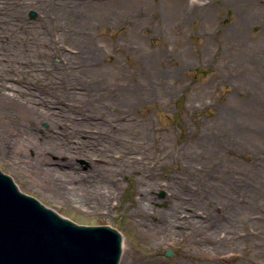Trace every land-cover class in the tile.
Masks as SVG:
<instances>
[{"label":"rangeland","instance_id":"374dc122","mask_svg":"<svg viewBox=\"0 0 264 264\" xmlns=\"http://www.w3.org/2000/svg\"><path fill=\"white\" fill-rule=\"evenodd\" d=\"M64 1L0 0L1 170L117 228L120 264H264V0ZM46 149L76 200L35 175Z\"/></svg>","mask_w":264,"mask_h":264},{"label":"water","instance_id":"95a60500","mask_svg":"<svg viewBox=\"0 0 264 264\" xmlns=\"http://www.w3.org/2000/svg\"><path fill=\"white\" fill-rule=\"evenodd\" d=\"M3 172L0 170V264L120 263L123 237L117 228L62 217L32 193L20 191L9 173ZM171 254L170 250L165 253Z\"/></svg>","mask_w":264,"mask_h":264},{"label":"bare ground","instance_id":"6f19581e","mask_svg":"<svg viewBox=\"0 0 264 264\" xmlns=\"http://www.w3.org/2000/svg\"><path fill=\"white\" fill-rule=\"evenodd\" d=\"M59 4H65V1L64 0H59ZM65 56H67V55H65ZM3 99L5 100V102H8L11 105V108L9 107L10 110L14 109V111L16 110L19 113L25 114L27 117L32 114V116H34V118L38 119L39 121L43 120V115L42 114L36 113L35 110L30 109V106L27 105L24 101H20L16 95L8 93V94H6V96H4ZM25 108H27V109H25ZM16 116L17 115H12V117H14V118ZM40 146H41V144L39 142H37L36 143V148L40 147ZM11 148L12 149L13 148H17V144L15 142L12 143L11 144ZM105 148H106V150H108L110 147L109 146H105ZM48 149L42 151L35 158L33 157L34 158V160H33L34 164H33V168L32 169H34L35 175L38 176L40 182L42 181L45 184H49L50 182H53V184H55L54 185L55 188L59 192V197L60 198H64L65 197V198H70L71 200L72 199L76 200L75 189L82 191L83 188H85L87 186L84 182H81V181L77 180V177L74 176V172H76L78 167L74 166L69 161H61L62 159L61 160L60 159L53 160L52 158L46 157V154L48 153ZM49 151H51L50 155L52 157H55V156H59L60 158L64 157L63 154H61V153L60 154H56V152L54 150H52V149L49 150ZM85 154L87 155L86 152H85ZM88 157H89V155L86 156V159ZM64 166L69 168V171L72 174L70 176V178H68V179L66 178L67 176H65L61 172L62 170L59 169V168L64 167ZM66 181L69 182L68 183L69 185L71 184L72 190L70 189V192L67 191V189L69 188V185L66 184ZM53 187H49V188H51V190H54ZM94 189H97V187H94ZM144 208H145V204L141 203L140 206L138 207L137 211L141 212V211H143ZM175 222H176L175 221V215H174L173 211H171V212L168 213V215L163 216L160 220H158L156 223H154L153 227H156L155 229L157 230V233L161 237L162 236L163 237H165V236L173 237L176 234V230H175V225L176 224H175ZM210 224L212 226L213 225L215 226L216 225L215 219H213ZM123 243H122V248L125 247V245Z\"/></svg>","mask_w":264,"mask_h":264}]
</instances>
